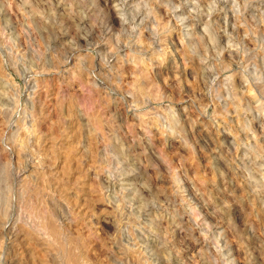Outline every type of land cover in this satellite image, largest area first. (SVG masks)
I'll return each mask as SVG.
<instances>
[{"label": "clouds", "instance_id": "9594fccd", "mask_svg": "<svg viewBox=\"0 0 264 264\" xmlns=\"http://www.w3.org/2000/svg\"><path fill=\"white\" fill-rule=\"evenodd\" d=\"M0 264H264V0H0Z\"/></svg>", "mask_w": 264, "mask_h": 264}]
</instances>
